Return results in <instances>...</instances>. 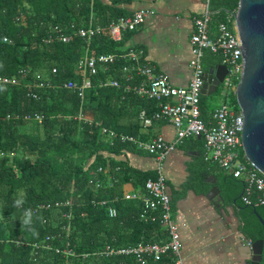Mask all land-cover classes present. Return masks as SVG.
Masks as SVG:
<instances>
[{
  "label": "trees",
  "instance_id": "1",
  "mask_svg": "<svg viewBox=\"0 0 264 264\" xmlns=\"http://www.w3.org/2000/svg\"><path fill=\"white\" fill-rule=\"evenodd\" d=\"M238 1L210 0L211 24L217 27L227 22ZM111 3L115 5L117 0ZM113 5L102 0H0V76L18 80L0 86V264H137L129 256L105 257L98 252L106 246L165 241L158 222L140 219V201L122 198L124 185L141 191L147 180L157 177L155 169L131 164L128 155L151 156L132 143L110 141L99 128L148 140L152 137L144 131L139 115L141 111L151 115L158 109L157 103L125 89L124 60L99 67L83 101L62 87L64 82L79 80L75 64L86 54H118L123 41L115 43L104 32L89 42L79 37L67 44L46 42L54 27L65 34L89 26L107 27L123 16ZM217 64L220 57L207 52L204 70ZM112 79L120 82L119 89L100 85ZM139 81L134 77L131 85ZM203 101L200 97L201 118L207 123L213 111ZM232 103L239 112L235 95ZM79 114L86 122L78 119ZM29 115H38L41 121L27 120ZM184 143L201 153L192 172L212 169L222 173L215 166L206 167L203 138L190 137ZM99 168L103 172L96 173ZM110 178L116 181L112 187ZM220 188L228 191V198L240 201L244 183L223 173ZM17 199L25 201L21 208L13 206ZM250 199L252 205H241L248 211L255 209L264 220V205L255 206L254 196ZM102 200L112 203L117 217H108L107 206L98 205ZM56 202L69 205L55 207ZM47 205L50 207L41 208ZM25 208L43 217L44 222L34 225L37 236L22 225ZM242 233L248 240L264 241V229L253 212L243 216ZM65 250L71 254L63 253Z\"/></svg>",
  "mask_w": 264,
  "mask_h": 264
},
{
  "label": "built area",
  "instance_id": "2",
  "mask_svg": "<svg viewBox=\"0 0 264 264\" xmlns=\"http://www.w3.org/2000/svg\"><path fill=\"white\" fill-rule=\"evenodd\" d=\"M204 2L205 10L199 17L193 19V32L189 39L191 56L188 63L191 78L186 87L172 86L167 75L155 71L150 64L143 62L142 51L138 49H128L118 54L91 56L86 54L75 64L74 72L79 80H69L63 83L64 89L76 93L77 97L83 101L85 92L93 85L91 77L97 74L98 68L111 65L117 60H124L127 63L122 68L126 82L125 89L132 91L142 99L155 101L158 106V109L151 115L141 111L139 115L141 125L146 129L155 122H164L171 124L176 131L175 141L167 143L161 135H155L148 140H139L129 135L117 134L95 123V126L100 128V132L110 141L119 140L123 143H132L136 149L156 159L158 163L155 168L156 179L147 180L141 191L123 193L122 198L140 201L142 205L140 219L150 224L158 222L165 233L164 242L140 243L121 248L106 246L98 252L100 256H129L137 264H157L165 259V264L180 263V235L172 214L171 199L166 178L162 172V162L168 154L174 151L179 142L190 137L203 138L202 159L205 164L215 166L225 175L243 181L244 190L241 201L244 204L252 205L250 198L254 196L255 206L264 205V177L248 161L242 149L243 117L240 111L237 112L234 108L222 104L213 110L211 120L207 123L201 118L200 92L205 72L203 67L205 54L209 52L220 57V64L227 69L224 83L230 94L235 95L236 85L243 70L242 52L236 42L233 28L235 11L228 15L227 22L218 24L217 35L211 37L210 0H204ZM149 14V11L138 10L131 15L119 17L107 27L89 26L74 30L72 34H65L60 28L54 27L46 42L58 41L67 44L73 37L89 42L93 37L107 32L113 42L119 43L124 33L135 31L146 21ZM3 41L6 42L7 39L4 38ZM52 73H56L55 68L52 69ZM134 77L140 78V81L136 85H131ZM17 82L16 78L0 76V86ZM100 85L116 89L121 87L120 82L114 79L101 82ZM39 86L42 87L43 83ZM26 119L41 121L38 115L34 117L29 115ZM78 119L86 122L81 114L78 115ZM101 172H103L101 168L96 171V173ZM108 183L112 187L116 181L110 178ZM116 200L115 198L114 201ZM62 204L69 205L68 202H56L54 206L59 207ZM98 205L107 206L109 218L117 217V209L112 203L107 204V201L102 200L98 202ZM49 207L50 205L41 208ZM247 245L251 249L252 241L248 240ZM33 247L37 248L38 245L34 244ZM63 253L70 255L71 251L65 250Z\"/></svg>",
  "mask_w": 264,
  "mask_h": 264
},
{
  "label": "crops",
  "instance_id": "3",
  "mask_svg": "<svg viewBox=\"0 0 264 264\" xmlns=\"http://www.w3.org/2000/svg\"><path fill=\"white\" fill-rule=\"evenodd\" d=\"M102 1L113 5L111 0ZM113 6L123 16L138 10L150 13L135 31L123 34L119 52L141 50L143 62L167 75L172 86L186 87L191 78L188 63L193 19L205 10L204 0H117ZM210 35H217L214 24L210 25ZM144 131L150 137L161 135L167 143L175 141L176 131L169 123L155 122ZM184 140L162 162L180 235L179 264H250L251 249L242 227L243 216L255 209L248 211L238 198H228V191L220 188L223 173L212 169L206 173L192 172L197 158L189 152L199 151L188 147ZM129 155L130 163L140 169L157 167L154 158ZM212 187L219 190L214 198L207 196ZM132 191L135 190L130 184L123 186V193Z\"/></svg>",
  "mask_w": 264,
  "mask_h": 264
},
{
  "label": "water",
  "instance_id": "4",
  "mask_svg": "<svg viewBox=\"0 0 264 264\" xmlns=\"http://www.w3.org/2000/svg\"><path fill=\"white\" fill-rule=\"evenodd\" d=\"M233 16L234 33L243 62L235 90L236 104L243 117L242 149L248 161L264 177V0H239ZM226 75L227 69L222 64L206 70L201 97L215 94ZM189 154L194 158L201 156L199 152ZM216 195L219 190L212 187L207 196L214 198ZM253 213L264 229L262 217L256 210ZM263 245V239L252 241L250 264H261Z\"/></svg>",
  "mask_w": 264,
  "mask_h": 264
},
{
  "label": "rangeland",
  "instance_id": "5",
  "mask_svg": "<svg viewBox=\"0 0 264 264\" xmlns=\"http://www.w3.org/2000/svg\"><path fill=\"white\" fill-rule=\"evenodd\" d=\"M217 93L204 98V104L209 112L217 109L222 104H226L229 108H234L232 103L233 94H230L227 85L224 83L218 89Z\"/></svg>",
  "mask_w": 264,
  "mask_h": 264
},
{
  "label": "clouds",
  "instance_id": "6",
  "mask_svg": "<svg viewBox=\"0 0 264 264\" xmlns=\"http://www.w3.org/2000/svg\"><path fill=\"white\" fill-rule=\"evenodd\" d=\"M24 203H25V201L23 199H17V200H15V203L13 206L16 208H21ZM21 220H22V225L24 226L26 231L32 236L38 235L36 228L34 226L35 223L44 222L43 217L34 213L31 208L23 209Z\"/></svg>",
  "mask_w": 264,
  "mask_h": 264
},
{
  "label": "flooded vegetation",
  "instance_id": "7",
  "mask_svg": "<svg viewBox=\"0 0 264 264\" xmlns=\"http://www.w3.org/2000/svg\"><path fill=\"white\" fill-rule=\"evenodd\" d=\"M219 91V90H218ZM217 93V92H216Z\"/></svg>",
  "mask_w": 264,
  "mask_h": 264
}]
</instances>
